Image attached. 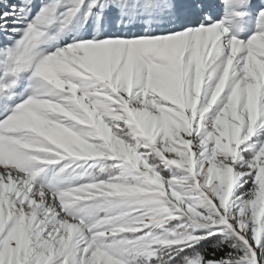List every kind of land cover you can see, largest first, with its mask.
Here are the masks:
<instances>
[{
  "label": "snow or ice",
  "instance_id": "6c2138e0",
  "mask_svg": "<svg viewBox=\"0 0 264 264\" xmlns=\"http://www.w3.org/2000/svg\"><path fill=\"white\" fill-rule=\"evenodd\" d=\"M221 4L0 0V264H264V0Z\"/></svg>",
  "mask_w": 264,
  "mask_h": 264
},
{
  "label": "rangeland",
  "instance_id": "374dc122",
  "mask_svg": "<svg viewBox=\"0 0 264 264\" xmlns=\"http://www.w3.org/2000/svg\"><path fill=\"white\" fill-rule=\"evenodd\" d=\"M210 2L215 6L213 9V15L216 20H220L223 15V6L221 4V0H210ZM260 0H252V15L255 16L256 11L255 7L257 4H259ZM246 29L244 31H241L239 33H235V22L225 20V26L230 29L229 31V38L231 35L235 34L236 38L241 40H247L249 36L252 34V24L247 23Z\"/></svg>",
  "mask_w": 264,
  "mask_h": 264
}]
</instances>
